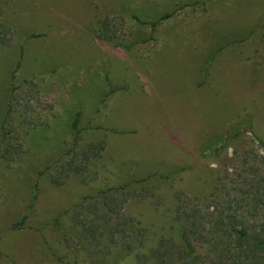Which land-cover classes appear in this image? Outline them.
Masks as SVG:
<instances>
[{"label":"rangeland","instance_id":"374dc122","mask_svg":"<svg viewBox=\"0 0 264 264\" xmlns=\"http://www.w3.org/2000/svg\"><path fill=\"white\" fill-rule=\"evenodd\" d=\"M0 33V264H137L192 214L264 233V0H0Z\"/></svg>","mask_w":264,"mask_h":264},{"label":"trees","instance_id":"16d2710c","mask_svg":"<svg viewBox=\"0 0 264 264\" xmlns=\"http://www.w3.org/2000/svg\"><path fill=\"white\" fill-rule=\"evenodd\" d=\"M169 15H163L159 19L151 22H146L151 24L152 28L155 29L158 24L164 20ZM138 20H140L137 17ZM141 21V20H140ZM110 18L105 17L102 21V31L100 36L106 39H112L110 34ZM6 42L5 36L0 33V45ZM23 55V48L22 53ZM21 55V57H22ZM21 57L17 62L16 67L12 72V79L15 81L16 73L21 66ZM119 88L112 87L109 91V94L114 93ZM15 90V87L12 91ZM13 99V98H12ZM12 111V105H10L9 112ZM78 117L71 121V131L74 137V142L78 144L82 129L78 123ZM6 134L10 133V130L5 131ZM261 207L264 209V201L261 202ZM195 213V212H194ZM183 222V231L181 237L175 246L169 242H165L164 245H158V248H155L154 254L145 256L146 254H138L137 264H212L214 261L207 260L200 256L196 252L197 244L207 245L209 247L211 254L218 257L217 264H264V233L262 230L251 232L250 227L244 225L241 220H238L237 216L233 218L232 225L227 226V229H224V234L229 237H235V242H231L230 239L221 238L220 233L223 234L220 229L218 231L212 229L211 238L207 235L206 227H204L205 220L203 216L192 214L188 215ZM242 223L239 226L235 225L236 223ZM203 226V230L200 227ZM88 231L92 230L86 228ZM85 232L83 235L85 237H91V232ZM205 231V232H204ZM210 235V234H209ZM197 244V245H196ZM228 245H233L234 248H228ZM144 246V243H141L135 249H141ZM168 246V249L166 247ZM204 247V246H201ZM222 249H228V251H222ZM139 252V251H138ZM212 257V256H209ZM211 261V262H210Z\"/></svg>","mask_w":264,"mask_h":264}]
</instances>
